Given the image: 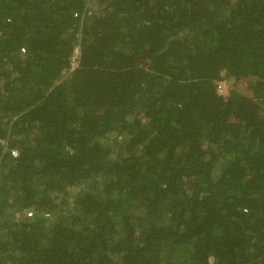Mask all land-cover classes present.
<instances>
[{
	"label": "trees",
	"instance_id": "16d2710c",
	"mask_svg": "<svg viewBox=\"0 0 264 264\" xmlns=\"http://www.w3.org/2000/svg\"><path fill=\"white\" fill-rule=\"evenodd\" d=\"M0 264H264V0H0Z\"/></svg>",
	"mask_w": 264,
	"mask_h": 264
},
{
	"label": "built area",
	"instance_id": "2783aa9c",
	"mask_svg": "<svg viewBox=\"0 0 264 264\" xmlns=\"http://www.w3.org/2000/svg\"><path fill=\"white\" fill-rule=\"evenodd\" d=\"M78 59H79V50L76 49L74 51L72 58H71L72 67H76L78 65V61H79ZM232 86H233L232 80H230V79H229V81L223 80V81L217 83V92L220 96L226 98V97H228Z\"/></svg>",
	"mask_w": 264,
	"mask_h": 264
},
{
	"label": "rangeland",
	"instance_id": "374dc122",
	"mask_svg": "<svg viewBox=\"0 0 264 264\" xmlns=\"http://www.w3.org/2000/svg\"><path fill=\"white\" fill-rule=\"evenodd\" d=\"M227 81H229V79H226ZM234 84V83H233Z\"/></svg>",
	"mask_w": 264,
	"mask_h": 264
}]
</instances>
